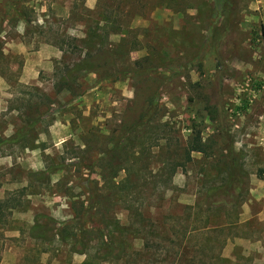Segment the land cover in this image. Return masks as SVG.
<instances>
[{
    "label": "rangeland",
    "instance_id": "rangeland-1",
    "mask_svg": "<svg viewBox=\"0 0 264 264\" xmlns=\"http://www.w3.org/2000/svg\"><path fill=\"white\" fill-rule=\"evenodd\" d=\"M0 264H264V0H0Z\"/></svg>",
    "mask_w": 264,
    "mask_h": 264
},
{
    "label": "trees",
    "instance_id": "trees-1",
    "mask_svg": "<svg viewBox=\"0 0 264 264\" xmlns=\"http://www.w3.org/2000/svg\"><path fill=\"white\" fill-rule=\"evenodd\" d=\"M76 66L79 67L82 71L84 70V71L89 72V73H91V72L93 73L95 71V68H96L95 65L91 64V61L89 59L83 60L82 62L78 63ZM26 134L27 133L22 134L21 132H19V133L15 134L14 136H12L11 138H9L7 140V142L9 144H19L20 141L26 136ZM201 146H202L201 139L198 138L197 140H195L194 144L191 146L190 152H202ZM59 237H60V234H59ZM109 248H111V247H109ZM108 257H109L108 254L104 255V258H108Z\"/></svg>",
    "mask_w": 264,
    "mask_h": 264
}]
</instances>
